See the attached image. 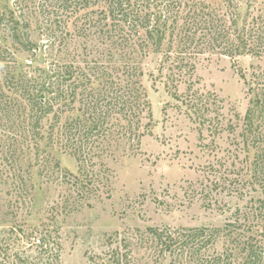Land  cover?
<instances>
[{
    "label": "trees",
    "instance_id": "trees-1",
    "mask_svg": "<svg viewBox=\"0 0 264 264\" xmlns=\"http://www.w3.org/2000/svg\"><path fill=\"white\" fill-rule=\"evenodd\" d=\"M253 1L9 0L0 10L4 72L0 111L5 120L1 129L12 134L9 155L17 159L4 158L5 176L16 167L14 161L18 165L19 156L38 155L43 142L41 151L49 148L74 158L76 172L64 169L66 183L85 192L96 191L99 184L106 186L105 170L93 169L94 159L102 152L107 155L120 139L150 133L152 114L136 61L150 53L161 55L157 71L163 73L166 91L186 107L194 122L203 124L205 112L217 111L216 97L192 90L190 81L185 92L178 93L179 78L191 75L192 60L201 53L227 56L232 66L240 56L264 54V0H258V11L249 21L240 12ZM32 24L40 45L30 36ZM68 24L75 25L74 34L67 33ZM71 36L93 38L100 45L87 51L89 58L82 66L68 64L66 56L60 55L43 66L42 54L52 59L55 43L65 44ZM60 50L57 54H62ZM18 51L30 53L27 62L16 59ZM237 74L246 94L252 95L249 102L258 116V126L248 131L252 136L244 138L243 150L258 152L251 166L233 163L221 168L219 161L217 169L209 166L213 177L202 186L199 197L208 207L211 192L218 187L240 196L243 191L248 194L244 175L250 169L251 184H258L257 197L250 196L248 205L235 208L222 226L147 229L135 239L115 231L105 238L106 250L87 255L90 264H264V70L252 68L246 74L237 68ZM208 124L217 127V113L208 118ZM41 165L62 169L53 155L42 159ZM28 166L32 164L27 162ZM241 171L245 174L240 175ZM8 239L0 234V264L12 263Z\"/></svg>",
    "mask_w": 264,
    "mask_h": 264
},
{
    "label": "rangeland",
    "instance_id": "rangeland-1",
    "mask_svg": "<svg viewBox=\"0 0 264 264\" xmlns=\"http://www.w3.org/2000/svg\"><path fill=\"white\" fill-rule=\"evenodd\" d=\"M9 4V0H0V10ZM257 11L258 0L247 9L240 8L248 21ZM74 26L68 24L67 33L74 34ZM30 29L31 38L40 42L35 25ZM62 44L55 43L56 56L52 59L42 54L46 58L43 66L55 61L57 55L66 56L68 64L82 66L89 58L87 51L100 45L93 38L85 41L74 36ZM58 50L62 54H57ZM15 55L24 63L30 58L29 52L18 51ZM160 57L158 53H150L136 60L143 73L141 84L152 114L150 133L134 140L120 139L107 155L102 152L94 159L97 164L92 168L104 169L107 177L106 186L99 184L96 191L85 192L66 183L64 169L76 172L74 158L49 148L41 151L43 142L38 155L30 152L19 156L18 165L14 161L16 167L6 177L3 170L8 164L3 162L4 158L17 157L9 155L12 134L1 129L5 120L0 111V234L9 238L12 261L6 264H90L87 255L106 250L105 238L115 231L119 236L135 239L147 229L222 226L235 208L242 209L248 205L250 196L257 197L258 184L250 182L252 169L246 175L244 171L240 173L249 182L244 183L248 194L243 191L240 196L236 191L218 187L211 192V203L206 207L199 193L213 177L208 173L209 166L217 169L218 161L223 164L221 168L233 163L251 166L253 155L258 152L256 148L243 150L244 138L252 136L248 131L258 126V116L237 68L246 74L252 68L264 70V54L240 56L233 66L227 56L206 52L192 60L193 71L190 76L179 78L177 92H185L190 81L192 90L216 97L217 111L205 112L207 121L203 124L194 122L186 107L166 91L163 73L157 71ZM1 66L0 78L4 73ZM216 113L219 124L214 129L208 118ZM142 121L147 119L144 117ZM254 131L258 133V128ZM49 154L59 161L62 169L42 167V159H48ZM27 162L32 166L27 167ZM15 229L19 231L16 233ZM36 238L40 239L39 244L35 243Z\"/></svg>",
    "mask_w": 264,
    "mask_h": 264
}]
</instances>
